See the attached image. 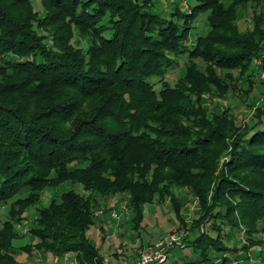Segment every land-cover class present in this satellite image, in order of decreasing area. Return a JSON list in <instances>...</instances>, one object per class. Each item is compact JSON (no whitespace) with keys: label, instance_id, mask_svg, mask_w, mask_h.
Returning a JSON list of instances; mask_svg holds the SVG:
<instances>
[{"label":"trees","instance_id":"1","mask_svg":"<svg viewBox=\"0 0 264 264\" xmlns=\"http://www.w3.org/2000/svg\"><path fill=\"white\" fill-rule=\"evenodd\" d=\"M251 1L261 0H188L165 14L154 0H39L40 14L33 0H0V264H20L18 247L104 264L86 234L103 199L127 192L134 229L154 197L181 223L182 187L199 199L182 264H226L242 231L240 249L264 252V10L244 30L236 22ZM201 13L209 28L191 40ZM239 85L247 119L207 106L204 92ZM30 208L32 240L15 247Z\"/></svg>","mask_w":264,"mask_h":264},{"label":"rangeland","instance_id":"2","mask_svg":"<svg viewBox=\"0 0 264 264\" xmlns=\"http://www.w3.org/2000/svg\"><path fill=\"white\" fill-rule=\"evenodd\" d=\"M154 1L156 5L153 10L157 11V9H159L165 14H168L167 12L175 3H178L183 10H186L188 6V0ZM33 3L35 9L42 14L43 12L39 0H33ZM262 9L264 10V0L259 2L251 1L239 5L237 7L238 16L236 20L239 28L241 30L248 28L251 25L253 12L260 13V10ZM208 28L209 27L205 21V14H199L195 21V27L193 28L194 36L191 40H194L197 35H204ZM187 60V56H179L174 65L168 68L165 74V79L170 84L175 83L180 77L183 78L185 63ZM195 61L198 64L201 63L200 58L195 59ZM254 63H259V59L256 58ZM258 77L259 80H263L264 72L261 71ZM155 79V77L150 78V80ZM253 87L256 94V98L254 97V99H257L259 96L261 97L259 92L260 87L256 84V81L254 82ZM242 92L241 85H239L233 93L228 94L226 97L210 95L207 92L203 93V97L206 98L207 106H209L210 109L216 106L219 110H228L229 112L236 114L237 121L241 122L249 117L253 109V107L247 106L249 101L245 102L244 99H242V97H244ZM255 103L256 105L260 104V101L257 99ZM224 158L225 157L221 155L218 162V168L222 165ZM240 173L247 174L252 179H259L256 172L246 170ZM69 187H71V184L65 182L57 188H46L43 197L48 199L53 196H58L62 190ZM73 187L81 190L79 185H74ZM177 195L180 214L183 217L181 223L178 221L168 200L158 201L154 197L152 202L146 203L144 206V217L141 221V225H139L137 229L132 228L129 223L131 212L127 205L129 195L127 192H123L108 196L101 201V204L95 210V214H97L95 222L86 231V234L98 246L100 253L103 255V260L107 263L132 260L143 250L156 246L157 243L167 240L172 235L177 236L179 237L178 243H174L167 249L169 252V258L165 264H182L183 259L191 257L184 258V255L188 253V249L185 248V246L182 247V236L187 233L186 230L191 225L193 219L197 216L196 208L198 207L199 199L188 187L179 188ZM42 203H45L44 200ZM7 210L8 206L6 205L0 207L2 218H6ZM112 212L118 213L119 217H112ZM25 214V219L16 225V228L23 234V236L13 239L12 244L15 247L32 240L27 230L37 212L34 208H30ZM242 233L236 232L235 238L238 239L236 245L237 250L226 255L228 258L226 264H264V252L255 256L251 249L247 252L240 249L241 241L239 240H243ZM262 235L264 236V233ZM16 252L17 260L20 264H61L53 261V255L51 253H44L35 248H33L31 252H26L18 247ZM191 255L193 258L196 257L195 253H192ZM213 264H219V259H215Z\"/></svg>","mask_w":264,"mask_h":264},{"label":"built area","instance_id":"3","mask_svg":"<svg viewBox=\"0 0 264 264\" xmlns=\"http://www.w3.org/2000/svg\"><path fill=\"white\" fill-rule=\"evenodd\" d=\"M111 214L114 218L119 217L118 213L116 212H112ZM178 241L179 237L172 235L167 240L157 243L156 246L143 250L132 260H124L116 263H107L106 261L103 262L104 264H165L169 258V252L167 250L168 247L172 246L174 243H178ZM53 261L61 264H77L76 256L71 252L53 255Z\"/></svg>","mask_w":264,"mask_h":264}]
</instances>
